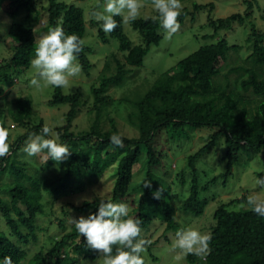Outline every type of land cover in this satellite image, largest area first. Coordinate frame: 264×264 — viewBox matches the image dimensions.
Masks as SVG:
<instances>
[{"label":"trees","instance_id":"1","mask_svg":"<svg viewBox=\"0 0 264 264\" xmlns=\"http://www.w3.org/2000/svg\"><path fill=\"white\" fill-rule=\"evenodd\" d=\"M5 1H8L7 13L12 18L7 34L15 44L12 55L5 65L0 66V81L13 85L16 77L8 68H13L16 74L17 71L30 67V61L35 57L38 46L34 27L39 21L40 14L36 8V0H0V9ZM47 1L48 28L61 26L66 35L76 34L82 40L85 34L83 10L74 4L57 0ZM244 3L247 4V8L243 14L232 13L216 19L208 16L207 24L217 32L230 29L235 22H243L249 17L251 9L250 1ZM213 7L212 2L193 4L194 11L204 8L212 10ZM188 13L187 9H182L179 23H182ZM19 16L20 20H16ZM114 19L119 25L116 30L105 33L100 21L97 36L102 41H107V36L117 39L118 49L126 52L125 62L123 64L116 60V72L100 75L99 86L91 88L96 116L88 130L79 133L71 130L77 110L84 100L77 93L65 94L62 88L52 86L53 93L47 103L51 106L63 103L69 105L64 123L54 130L60 137L59 142L67 144L72 153L68 159L59 163L52 159L47 160L44 168L57 166L61 169L62 176L51 183L49 178L29 174L26 166L16 157V153L25 145L28 137L31 134H40L43 128L41 122L32 124L31 98L17 96L7 101L6 109H0V120L2 119L0 122L4 123L3 119L8 113L16 125L25 129L13 143H10V154L0 158V171L7 169L9 176L16 180L13 185L3 188L9 194L10 201L8 205L0 197V212L5 217L10 235L20 244L27 245L30 241H36L35 217L44 212L42 190L53 193L52 191L68 189L69 185L76 184L80 187L84 181L83 176L84 178L87 176L85 178L87 180L93 178L95 181L108 167L114 166L116 177L110 194L104 199L126 202L130 205L129 215L141 219L142 229L153 218H158L165 223L167 229L180 230L173 217V205L169 201L171 187L152 170L160 160L162 162V154L154 144L158 143V137L164 130L172 134L184 132L185 129L206 127L210 131L203 146L188 156L187 163L192 169V178L189 194L182 200L180 209L192 216H200L207 204V200H200L199 191H205L209 184L199 187L195 168V162L207 149L220 140H223L226 146L225 154L221 158V161L225 162V170L210 180L215 182L221 177L224 184L231 174L232 167L239 163L243 153H262L264 156V32L254 26L251 27L250 66L229 69V72L239 74L235 80L227 81L220 91L213 87L214 77L220 73L229 52L239 48L237 44L229 45L223 38L199 47L182 58L175 67L160 74L142 97L136 100L124 99L123 101L130 103L136 110L130 112L132 119L129 117L128 119L137 126L138 135L129 137L120 132L111 117L109 129L105 131L100 128L99 120L103 108L113 103L105 92L111 86L123 84L129 68L142 65L149 47L160 41L162 26L158 18L153 20L151 17L138 18L131 22L142 40V44L133 45L123 29L122 17L116 16ZM85 51L86 46L83 44L78 61L82 65L83 73L89 76L92 64ZM127 66L129 68H126ZM113 134L122 136L123 147H117L110 142ZM93 140L96 142L95 146L91 144ZM139 162L142 165L140 170L146 168V172L141 182L132 187L133 169ZM262 176L264 175L260 174V177ZM146 181L151 182L150 188L144 187ZM161 188L163 191L160 198H154L153 193ZM71 190L75 191L73 188ZM136 192H139L137 197ZM242 200H246L245 195L221 203L214 209V224L210 226L211 251L203 259L195 255L186 256L188 263L264 264V217L256 215L248 208L229 209L230 204ZM99 202L100 200H93L69 207L87 211L88 216L98 211ZM12 211L15 212V217H12ZM59 226L63 227L62 220H59ZM152 243L153 241L148 245L151 246ZM25 255V251L11 241L5 231H0V264H3L5 256H11L13 264H22ZM71 255L76 259H95L99 255V252L88 248L85 238L80 236L75 226L59 240L54 241L49 250L44 253L37 252L33 259L35 264H73L75 261Z\"/></svg>","mask_w":264,"mask_h":264},{"label":"rangeland","instance_id":"2","mask_svg":"<svg viewBox=\"0 0 264 264\" xmlns=\"http://www.w3.org/2000/svg\"><path fill=\"white\" fill-rule=\"evenodd\" d=\"M67 4H74L80 7L84 13L85 34L82 38L83 44L86 46V55L90 60L92 67L90 75L86 76L83 71L79 77L74 78L70 83V88H62L63 93H77L84 100L78 108L76 117L73 120L71 130L79 133L88 130L96 116L93 107V95L91 88L99 86V77L102 74H111L116 72V60L124 64V56L126 52L118 49V41L115 38L108 37L107 41H102L97 36L100 28L99 22L93 18V11L102 10L104 0H57ZM245 1L251 2L249 17L243 22H235L228 30H218L214 32L213 28L207 24V18L213 19L225 17L232 13L243 14L247 8ZM181 0L183 8L188 10V14L180 23L181 27L171 39H167L165 31L162 28L160 33L162 37L158 44L151 45L147 54L143 58V63L139 67L129 68L126 73L127 78L124 83L119 86H111L105 94L112 99V104L103 108L99 123L102 130H108L110 127L109 118L115 120L116 126L120 132L129 137L138 135V128L132 122H129L130 112L136 111L128 102L123 101L126 98L136 100L154 84L160 74L166 72L187 55L191 54L199 47L215 43L218 39H225L229 45L237 44V50H231L223 65L220 73L214 77L213 87L220 91L225 87L227 81H233L239 72H229V69L237 66H250L249 55L252 52V42L249 39L251 27L264 32V0ZM212 2L214 7L212 10L208 8L193 10V4H207ZM8 1L2 4L0 9V66L13 53V44L15 41L7 34L8 26L12 18L8 15ZM144 7L141 9L140 18L153 17L157 13L153 9L151 0H142ZM47 0H36L37 10H39L40 18L36 23L35 40L38 43L41 36L48 31L46 6ZM101 6L98 8L97 6ZM45 7V9H44ZM23 11L20 16L22 17ZM33 15V14H32ZM20 16L16 20H20ZM123 29L129 37L133 45L142 44V40L138 32L132 27L131 23H123ZM89 49V50H88ZM125 66V65H124ZM9 72L16 77L13 85L0 81V109H6L7 101L17 96H27L32 100L33 106V123L34 125L41 122L54 128L61 126L65 120V114L69 109L67 103L58 105H49L47 102L53 93L52 85H47L41 81L39 88L30 86V80L36 76L35 70L31 67L26 70H19L15 74L13 68H8ZM14 77V78H15ZM1 78V77H0ZM2 121V119L0 120ZM5 127L10 129L9 143H13L15 139L21 135L25 129L14 123L8 113L3 119ZM209 130L206 127L196 129H185L184 132H171L164 130L158 137V143L155 142V148L162 154V162L152 167L153 172L162 177L171 187L169 201L173 205V217L181 228H197L202 233H210V226L214 224V209L221 203L229 202L232 199L245 195L246 200L239 203H232L229 209L238 210L248 208L246 205L247 197L253 192L264 193V189L258 188L255 184L257 178L264 175V156L262 153L255 154L243 153L239 163L231 169L226 183H223L221 177L211 182L210 180L218 176L225 170V162L221 161L226 151L223 140L200 156L195 162V168L198 173V185L209 184L208 188L199 191L200 200H207V204L200 216H192L185 214L180 209V204L184 200L190 190L192 169L188 166V156L207 141ZM95 146L96 142H91ZM25 146V145H24ZM24 146L16 153L17 159L26 166L29 174L40 176L41 178H49L52 180L62 176V171L57 166L51 165L45 167V161L42 159L44 154L40 156H28L24 151ZM27 165H25V163ZM141 162L134 166L132 187L141 182L146 168L140 170ZM139 169V170H138ZM138 170V171H137ZM137 171V173H136ZM9 172L0 171V197L4 203L10 201L9 194L4 191L8 185L16 183L15 178L9 176ZM116 177V167L110 168L103 172L95 181L94 179L84 178L83 183L78 187L76 184L69 185L68 189L61 191H51L50 193L42 190L44 203V212L37 214L35 217V235L36 241H30L27 245L20 244L14 236L10 235V231L5 222V217L0 212V231H5L7 236L17 246L25 251V257L22 264H35L33 259L37 252H46L49 250L54 241L71 230L74 226V218L86 216L87 211L72 209L70 205H81L85 202L100 200L110 194L111 187ZM54 185H56L54 183ZM53 185V186H54ZM73 188L75 191L71 190ZM80 189V190H79ZM139 192H136L137 197ZM126 203V202H125ZM9 205V204H8ZM21 206V205H20ZM69 207V208H68ZM23 208V207H22ZM130 211L131 207L129 205ZM12 217L15 212L12 211ZM59 220H62L63 227L59 226ZM176 229H167L165 223L158 218L152 221L142 229L141 236L147 240L153 241L152 245H146L145 253H142L145 264H192L188 263L185 257H178V253L171 249V245L175 239ZM115 251V249H114ZM101 254L95 259H76L74 255L73 264H102ZM155 258V259H153Z\"/></svg>","mask_w":264,"mask_h":264},{"label":"clouds","instance_id":"3","mask_svg":"<svg viewBox=\"0 0 264 264\" xmlns=\"http://www.w3.org/2000/svg\"><path fill=\"white\" fill-rule=\"evenodd\" d=\"M151 3L158 14L151 19L158 18L166 38L171 39L181 27V0H151ZM143 7L142 0H104L102 10L93 11L92 16L95 20L102 21L105 33H111L119 26L114 17L121 16L125 24L134 22L140 18ZM82 51L83 41L78 35H66L61 26L49 28L41 36L35 57L30 61L36 73L30 80V86L39 88L43 81L54 87L70 88V82L82 72V65L78 61V55ZM9 137V127L0 122V158L10 154ZM59 141V135L45 125L40 134L28 137L23 151L30 157L44 154L42 159L45 162L52 159L59 163L68 159L72 153L67 144ZM110 142L123 147L121 135L113 134ZM255 184L264 189V176L257 178ZM143 185L150 188L151 182L146 181ZM162 191V188L157 189L153 193L154 198L159 199ZM246 205L256 215L264 217V193L253 192L247 197ZM129 211V205L125 202L101 198L97 212L72 219L80 236L85 238L88 248L101 254L102 264H145L142 253H145V246L151 241L142 238V221L139 217L130 216ZM211 239L210 233H202L197 228H182L175 233L171 249L178 253L177 258L195 255L203 259L211 251ZM3 264H13L11 256H5Z\"/></svg>","mask_w":264,"mask_h":264}]
</instances>
